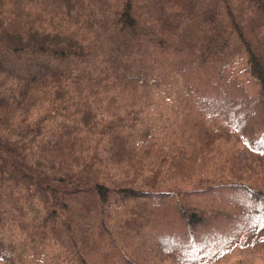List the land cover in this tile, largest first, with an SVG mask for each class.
Listing matches in <instances>:
<instances>
[{"label":"trees","instance_id":"1","mask_svg":"<svg viewBox=\"0 0 264 264\" xmlns=\"http://www.w3.org/2000/svg\"><path fill=\"white\" fill-rule=\"evenodd\" d=\"M11 1L21 3L13 11L16 24L10 25L5 16L0 26L3 263L31 264L52 246L64 250L63 262L69 263L70 247L76 246L75 261L88 264L85 245L80 252L78 243H85L90 230L97 235L96 223H104L102 212L113 192L126 198L174 197L179 184L140 186L124 167L127 153L154 149L150 154H162L164 161L176 146H163L167 151L162 152L152 135L154 147L145 149L154 130L142 112L145 101L137 94L117 100L113 89L164 86L175 96L173 84L180 83L188 99H195L209 90L207 82L227 85L231 91L224 88L225 93L238 105L229 107L223 99V105H210L206 97L201 108L206 109L207 133L236 132L244 143L264 149V128L255 136L243 132L246 112L264 106V0H139L147 6L142 12L133 0H121L116 7L115 0ZM32 5L51 16L24 10ZM51 20L56 27L45 24ZM22 32L33 34L23 37ZM161 56L168 60L153 63L152 58ZM208 61L215 70L207 75L203 66ZM238 64L251 82L228 78ZM184 134L179 131V137ZM87 135L90 140L84 143ZM202 174L215 175L212 170ZM237 180L192 188L211 191L222 183L241 184ZM239 186L240 194L232 199L236 217L250 212L255 218L264 212V195ZM74 205L81 209L72 214ZM179 214L188 227L200 220L186 205ZM230 230L224 220L211 234ZM186 242L196 244L191 237Z\"/></svg>","mask_w":264,"mask_h":264},{"label":"rangeland","instance_id":"2","mask_svg":"<svg viewBox=\"0 0 264 264\" xmlns=\"http://www.w3.org/2000/svg\"><path fill=\"white\" fill-rule=\"evenodd\" d=\"M120 1L115 0L114 7ZM17 2L0 0V26L5 16L10 25L16 24L17 17L13 11L21 6ZM133 5L139 6L141 12L147 7L139 0H133ZM34 9L38 7L32 5L24 10L34 16H51L50 13L44 15ZM148 19L155 21L153 18ZM48 22L45 24L49 27L57 26L53 20ZM21 34L29 37L33 33ZM153 59H156L153 61L155 64H163L168 60L162 56ZM212 66L209 61L203 66L207 75L215 70ZM235 67L236 74L228 78L252 81L248 73L241 72L239 64ZM214 80L215 77H212ZM206 86L209 90L204 95L189 98L193 102L188 99L180 83L173 84L175 96L170 95L164 86L140 89L121 87L119 91L113 89L117 92V100L124 101L137 94L139 100L145 101L142 103L145 106L142 112L154 125L153 133L144 145L145 149L154 147L152 135L156 137V144L161 145L162 152L167 151L163 146L167 147L171 143L176 146V151L168 150V158L164 161L162 154L157 153V158L150 154L154 149L137 154L130 151L127 153L130 159L124 167L140 186L179 185L174 189L172 198H126L113 192L102 212L104 223H96L97 235L90 230L86 237L80 238L85 243L79 240L77 250L82 252L80 245H85L82 253L88 264H264V212H258L255 218L250 212L236 217L238 209L232 205V199L240 194L239 185L264 195V149L262 144L251 141L244 143L235 135L236 132L230 135L207 133L204 127L208 123L206 109L201 108L204 99L209 97L205 102L210 105H223L219 101L223 99L229 107L238 105V102L225 93V89L231 91L227 85L224 89L210 86L207 82ZM248 92L253 94L254 90L248 88ZM246 114L243 132L255 136L264 128V106L257 109L251 107ZM179 131L185 134L179 137ZM87 136L84 143L90 140V136ZM206 170L214 171L215 175L207 178L202 174ZM214 177L221 178L216 180ZM232 178L238 179L241 184L222 183L211 191L192 188L194 185L206 186L208 181L236 180ZM86 205H90L89 201ZM182 205L192 209L196 218L200 219L191 227L179 214ZM80 209V205H74L71 213L75 214ZM224 220L231 230L222 236L219 233L211 234L212 230H219ZM182 237H191L196 244L184 243ZM63 256H66L64 250L52 246L47 248L44 255L33 258L35 260L31 264H81L75 261L78 259L76 246L70 247L72 260L69 263L63 262ZM0 264L6 263L0 261Z\"/></svg>","mask_w":264,"mask_h":264}]
</instances>
